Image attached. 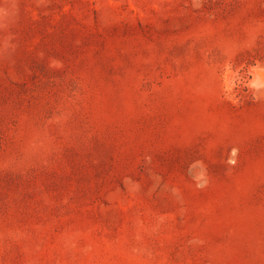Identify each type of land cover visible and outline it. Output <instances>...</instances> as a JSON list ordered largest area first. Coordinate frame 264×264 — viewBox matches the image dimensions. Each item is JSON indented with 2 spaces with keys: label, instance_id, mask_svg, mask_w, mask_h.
<instances>
[{
  "label": "rangeland",
  "instance_id": "rangeland-1",
  "mask_svg": "<svg viewBox=\"0 0 264 264\" xmlns=\"http://www.w3.org/2000/svg\"><path fill=\"white\" fill-rule=\"evenodd\" d=\"M0 264H264V0H0Z\"/></svg>",
  "mask_w": 264,
  "mask_h": 264
},
{
  "label": "bare ground",
  "instance_id": "bare-ground-1",
  "mask_svg": "<svg viewBox=\"0 0 264 264\" xmlns=\"http://www.w3.org/2000/svg\"><path fill=\"white\" fill-rule=\"evenodd\" d=\"M260 85V84H259Z\"/></svg>",
  "mask_w": 264,
  "mask_h": 264
}]
</instances>
